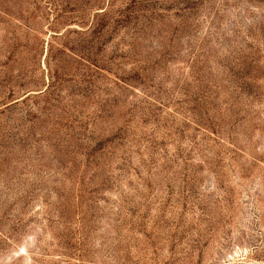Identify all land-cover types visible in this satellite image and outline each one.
<instances>
[{
    "label": "rangeland",
    "instance_id": "rangeland-1",
    "mask_svg": "<svg viewBox=\"0 0 264 264\" xmlns=\"http://www.w3.org/2000/svg\"><path fill=\"white\" fill-rule=\"evenodd\" d=\"M0 264H264V0H0Z\"/></svg>",
    "mask_w": 264,
    "mask_h": 264
},
{
    "label": "trees",
    "instance_id": "trees-1",
    "mask_svg": "<svg viewBox=\"0 0 264 264\" xmlns=\"http://www.w3.org/2000/svg\"><path fill=\"white\" fill-rule=\"evenodd\" d=\"M51 87V85H49Z\"/></svg>",
    "mask_w": 264,
    "mask_h": 264
}]
</instances>
